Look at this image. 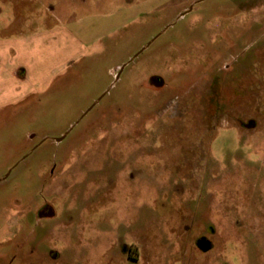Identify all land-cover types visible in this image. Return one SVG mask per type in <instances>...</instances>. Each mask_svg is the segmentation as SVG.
<instances>
[{"label":"rangeland","instance_id":"obj_1","mask_svg":"<svg viewBox=\"0 0 264 264\" xmlns=\"http://www.w3.org/2000/svg\"><path fill=\"white\" fill-rule=\"evenodd\" d=\"M67 9L0 49V264H264V0Z\"/></svg>","mask_w":264,"mask_h":264},{"label":"crops","instance_id":"obj_2","mask_svg":"<svg viewBox=\"0 0 264 264\" xmlns=\"http://www.w3.org/2000/svg\"><path fill=\"white\" fill-rule=\"evenodd\" d=\"M102 2L103 0H0V14L5 12L6 7L11 8L13 14L0 15V49L21 48L24 43L35 45L46 35L56 39L62 31L73 36V25L56 27L57 23H61L60 7H68L67 14L72 15L80 5H102ZM16 34L25 36L14 39ZM5 58L12 60L9 53L3 55L4 60ZM11 76L12 74L8 79Z\"/></svg>","mask_w":264,"mask_h":264}]
</instances>
